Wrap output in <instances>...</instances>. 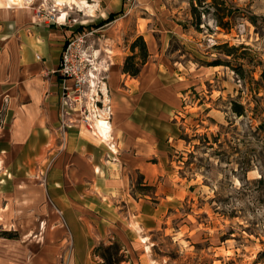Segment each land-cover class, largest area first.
I'll list each match as a JSON object with an SVG mask.
<instances>
[{"label":"rangeland","instance_id":"1","mask_svg":"<svg viewBox=\"0 0 264 264\" xmlns=\"http://www.w3.org/2000/svg\"><path fill=\"white\" fill-rule=\"evenodd\" d=\"M23 1L28 10L59 20L55 0ZM76 1L86 3L73 11L64 3L62 9L68 11L71 37L85 39L87 69L97 90L114 73H121L122 89L135 83L123 68L132 45L143 37L149 57L140 75H155L157 94L170 97L164 102L172 109H158L159 140L148 160L150 171L122 169V163L132 165L125 156L116 172H108L125 177L114 193L117 201L73 205L80 239L84 232L93 236L83 258H77L68 220L61 216L66 242L58 264H73L74 258L77 264H101L95 249L115 239L125 252L123 264H264V0H219L229 15L225 27L213 0ZM4 7L0 0V10ZM113 13L119 15L107 22ZM89 87L90 81L86 101ZM235 102L244 107L242 116L234 112ZM68 128L60 127L62 148ZM0 157L8 161L0 167V238L44 244L41 234L54 225L39 215L34 198L26 215L19 193L31 182L47 186L54 156L27 157L39 175L24 173L26 180L10 173V157ZM93 181L81 184L75 196H89Z\"/></svg>","mask_w":264,"mask_h":264},{"label":"crops","instance_id":"2","mask_svg":"<svg viewBox=\"0 0 264 264\" xmlns=\"http://www.w3.org/2000/svg\"><path fill=\"white\" fill-rule=\"evenodd\" d=\"M3 9L0 10V156L10 157V173L24 180L28 179L24 173L39 175L29 166L27 157L54 156L55 160L49 169L46 187L38 181L31 182L19 193L27 203L22 206L26 215L29 200L34 198L41 211L39 215L48 216L54 227L41 234L46 237L44 244L28 239L14 243L0 238V264H58L66 242L61 216L68 220L77 258L82 257L85 248H92L93 241H88L93 236H86L84 232L85 240L80 239L82 233L79 235L75 226L79 212L73 205L117 201L114 193L125 185V177L108 175V172H116L118 162L122 163L125 156L132 165L125 167L122 163V169L140 173L151 170L148 160L159 140L158 123L161 124L158 109L164 106L169 113L172 107L165 102H170V97L157 94L156 78L151 72H142L124 90L120 85L121 73H114L84 103L94 106L107 118L111 128L108 139L99 140L82 122L83 117L70 112L66 118L70 126L62 148L58 142L63 120L62 97L64 92L73 90L74 84L71 80L63 81L57 70L73 30L66 20H57V17L53 21L27 8ZM133 92L143 101H134ZM141 141L146 142L143 152ZM2 162L8 163L0 157V167ZM45 167L46 164L41 166V171ZM92 178L94 181L86 190L89 196L77 198V189ZM100 188L106 194H101ZM29 191H33L31 196ZM73 264H77L75 258Z\"/></svg>","mask_w":264,"mask_h":264},{"label":"built area","instance_id":"3","mask_svg":"<svg viewBox=\"0 0 264 264\" xmlns=\"http://www.w3.org/2000/svg\"><path fill=\"white\" fill-rule=\"evenodd\" d=\"M85 39L83 36L70 37L64 46L62 58L57 74L63 81L71 80L73 90L64 92L62 97V128L67 129L68 114L76 113L83 117V122L89 124V109L85 103V88L89 85V70L84 50Z\"/></svg>","mask_w":264,"mask_h":264},{"label":"trees","instance_id":"4","mask_svg":"<svg viewBox=\"0 0 264 264\" xmlns=\"http://www.w3.org/2000/svg\"><path fill=\"white\" fill-rule=\"evenodd\" d=\"M213 7L217 9V21L219 25L225 27L224 19L229 16L225 4H222L219 0H213ZM192 14L199 22L201 14L194 5L192 6ZM118 15L119 13L110 14L107 22L114 21ZM137 48H141V54L135 53ZM132 51L133 55L126 59L123 72L135 78L140 75L142 67L147 63L149 57L147 45L143 37L138 38L132 45ZM233 110L238 116L244 114V107L239 103L235 102L233 104ZM119 243V240L115 239V242L107 247L105 245L97 247L94 251V256L102 260L101 264H123L127 262L123 246Z\"/></svg>","mask_w":264,"mask_h":264},{"label":"bare ground","instance_id":"5","mask_svg":"<svg viewBox=\"0 0 264 264\" xmlns=\"http://www.w3.org/2000/svg\"><path fill=\"white\" fill-rule=\"evenodd\" d=\"M2 1L5 4V8L7 9H12L14 7L22 8V9L27 8L23 0H2ZM55 3H56V7L59 8L60 11H62L59 19L66 20L68 11L67 12L63 11L62 7L64 6V3L69 6V10L73 11L75 7L82 8L83 7L82 5L85 4L86 2L82 1L81 3H79L76 0H55ZM89 78H90L89 91L91 94H94L97 90V86L94 81L95 75L93 71L90 72ZM89 112H90V115L88 117V120H89L88 125L92 129H94V135L98 136L99 140L106 141L108 139V135L111 130L110 124L107 118L103 114L99 113V111L96 110L94 106L90 107Z\"/></svg>","mask_w":264,"mask_h":264}]
</instances>
